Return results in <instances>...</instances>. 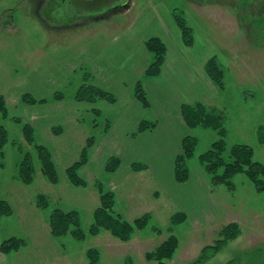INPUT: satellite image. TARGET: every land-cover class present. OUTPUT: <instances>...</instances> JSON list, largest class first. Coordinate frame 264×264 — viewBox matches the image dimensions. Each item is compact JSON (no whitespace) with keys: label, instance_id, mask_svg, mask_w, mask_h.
Wrapping results in <instances>:
<instances>
[{"label":"rangeland","instance_id":"obj_1","mask_svg":"<svg viewBox=\"0 0 264 264\" xmlns=\"http://www.w3.org/2000/svg\"><path fill=\"white\" fill-rule=\"evenodd\" d=\"M240 1L132 0L134 6L126 15L116 10L99 13L97 10L108 0L86 5V16L103 21L139 20L136 35L146 37L144 48L139 45L146 51V63L144 74L134 86L132 102L98 87L96 77L86 66L73 71L54 91L47 87L36 89L34 85L37 80L51 81L46 73L48 57L54 56L55 68L65 67L79 48L93 53L95 48L106 46L117 31L119 34L127 28L83 27L79 33L68 27L74 23V17L64 16L58 0L43 5L41 0H7L6 5H0V21L8 22L2 23L5 28L0 29V95L8 109L7 118L0 113V125L8 131L2 159L5 166L0 169V199L13 210L11 215L0 218V233L2 241L14 237L26 241L20 249L6 255L10 264H88L90 249L99 251V264H159L149 261L146 255L171 235L178 238L179 246L166 264H188L198 258L204 247L221 238L223 229L231 224L239 226V236L207 264H228L238 257L241 264H248L247 256L262 251V262L258 264H264V194L244 174L236 175L231 186L214 184L199 156L219 136L213 130L187 128L180 116L181 106L193 104L180 106V93L157 81L168 61L173 62L168 45L207 54L203 71L210 82L211 100L201 104L226 114L229 148L247 144L254 149L255 160L264 164V145L258 142L257 135L259 127L264 126V34L258 35V43L255 41V27L258 29L264 20V0H254L249 8ZM158 6L167 11H158V16H163L161 23L151 18ZM176 9L182 11L192 28L191 46L184 43L177 24V42L174 35L169 43L159 37L161 26L173 28L166 13L169 11L174 20ZM86 21L91 25L93 19ZM151 37L160 38L167 49L156 77L145 76L153 61L145 45ZM137 55L141 53L138 51ZM212 58L224 70L223 87L206 73L205 66ZM37 65L40 74L34 77ZM139 84L148 97V109L137 99ZM86 85L107 92L111 101H78L80 90ZM24 95H30L37 104L23 102ZM144 120L156 125L139 133L138 127ZM25 125L33 130L34 144L25 139ZM59 130L61 135H56ZM188 135L195 137L198 144L194 157L187 161L190 179L180 184L173 172L176 157L182 153V139ZM90 138L94 141L88 151L89 161L79 171L85 185L77 186L69 180L67 169L80 160ZM35 144L50 150L58 184H52L42 173ZM26 153L31 154L35 166L30 184L23 183L18 176ZM111 157L121 161L114 173L106 170ZM135 163L146 165L147 169L136 170ZM108 191L114 193L115 212L124 220L132 223L143 215L149 219L146 228L135 230L127 242L104 230L97 236L89 232L101 195ZM58 209L78 212L85 234L82 241L70 233L53 236L50 217ZM178 213L185 220L174 224L172 217Z\"/></svg>","mask_w":264,"mask_h":264},{"label":"trees","instance_id":"obj_2","mask_svg":"<svg viewBox=\"0 0 264 264\" xmlns=\"http://www.w3.org/2000/svg\"><path fill=\"white\" fill-rule=\"evenodd\" d=\"M254 0L240 1L241 5L251 7ZM239 3V2H238ZM242 7V6H239ZM179 9L174 11V20L181 31L184 43L187 46L192 45L191 32L192 28L187 24L186 19L180 13ZM253 16V15H252ZM261 17V16H260ZM252 18V17H251ZM263 19V17H262ZM260 27L256 28L255 41L257 42L258 35L264 34V20ZM258 30V31H257ZM255 32V31H254ZM258 43V42H257ZM264 44V41H263ZM147 50L153 55V61L145 73L146 77H156L161 72V67L165 61L166 46L158 37H151L146 43ZM206 73L214 83H218L223 87L224 70L218 63L216 58L210 59L206 66ZM137 99L142 106L146 109L150 107L148 97L142 88V85L137 86ZM111 95L107 92L101 91L94 86H83L77 97L80 102H89L94 104L97 99L109 100ZM113 99V98H112ZM23 102L35 105L37 102L30 96L24 95ZM45 102V101H41ZM0 113L4 118H7L8 109L4 96L0 95ZM181 118L189 129L204 128L213 130L219 136V139L211 145V148L199 156L200 162L204 164L205 170L210 174L214 184H226L231 186V180L239 174L246 175L249 180L254 184L259 193L264 194V164L255 160L254 149L247 144H236L231 148L228 147L226 142L227 131L225 129L226 114L217 109L209 110V107L201 103L193 105L181 106ZM156 124L149 120H144L138 127L139 133L153 129ZM25 139L30 144H34L33 130L29 125L23 127ZM62 130L55 131L56 135H61ZM258 142L264 145V126L258 129ZM94 138L87 140L86 147L84 148L79 161L74 163L67 169L69 180L77 186H84L85 181L79 175L80 169L89 161L88 151L93 145ZM8 143V131L0 125V169L5 166L2 159L4 158L3 149ZM198 140L191 135L185 136L181 142L182 153L176 157L173 177L177 183H186L190 179V170L187 161L192 159ZM38 153L41 163L42 173L52 183L58 184L59 176L56 165L52 159L50 150L44 145H34ZM121 165L118 158L111 157L108 161L106 170L107 172L114 173ZM136 170L147 169L146 165L135 163ZM35 174V166L30 153L24 155L18 169V176L25 184H30L33 181ZM43 198V197H42ZM45 198V197H44ZM13 212L9 203L0 199V217L11 215ZM185 220L183 214H177L172 217L174 224H180ZM148 217L143 215L137 218L134 222H128L122 218L120 214L115 212V195L113 192H106L101 195V204L94 212L93 224L90 227V234L97 236L101 231L110 232L114 237L119 238L123 242L131 239L135 230H144L148 224ZM80 217L78 212L72 211L65 213L61 210H56L50 217V227L53 236L62 237L67 234H72L77 240L85 238L84 231L81 229ZM240 234L239 226L231 224L221 232V238L217 239L212 245L204 247L197 259L188 264H207L210 260L215 258L222 252L228 244L235 240ZM26 244L24 239L11 238L3 241L0 250L3 254H10L13 251L20 249ZM179 246V240L175 235H171L166 241L159 245L155 250L147 253L146 257L149 261H156L159 264H166L167 261L172 260L175 252ZM263 252V251H262ZM262 252L255 253L247 256L248 264H258L261 261ZM238 260V261H237ZM100 253L97 249H90L88 252V264H99ZM262 262V261H261ZM228 264H241L239 257L230 261Z\"/></svg>","mask_w":264,"mask_h":264},{"label":"crops","instance_id":"obj_3","mask_svg":"<svg viewBox=\"0 0 264 264\" xmlns=\"http://www.w3.org/2000/svg\"><path fill=\"white\" fill-rule=\"evenodd\" d=\"M50 1L52 2L53 0H41V5L48 4ZM58 1H60L64 16L68 15L69 18H71L72 16L74 17V23L69 24L68 27L77 29L79 33L83 32L79 30L83 27H118L127 28V30L125 32L122 31L119 34H117L118 31L116 30L117 32L115 36H112L110 42L103 48H95V52L93 53L86 48H79V52L76 54V57L71 59L70 63L67 62V66L65 67L55 68L54 56L48 57V60L46 62V73H48V77H52L51 81H45L44 83V81L40 82L39 80H37L34 83V85H36L35 88L41 90V87H47L51 88L54 91L55 89L63 85L65 79H68L73 71L86 66L93 73V76L96 77L95 84L98 87L105 91L111 92L114 95H118L121 99L132 102V92L134 90V86L138 82L139 78L144 74L146 63V51L145 49H143L146 37L136 35V24L139 20L130 22H118L114 20L103 21L100 17L96 18V16H86V13L88 11L85 6L89 3H94L97 0ZM108 1L109 2L104 4L103 7H100L99 10H97L99 13L103 11L110 12L112 10H116L126 15L129 14L134 6V4L131 2L132 0ZM6 2L7 0H0V5H6ZM160 8H162L163 11L167 12L165 7L160 6L158 9H153V15L151 17L156 19L158 23L164 22L163 16H158V11L160 10ZM166 14L168 15L167 19H170L171 23L173 24V28H170L166 25V27L163 29V26H161L162 31L159 37L164 39L166 42H172L170 38L172 35H174L177 42V37L180 33L177 29L176 23L170 16L169 11ZM149 15L150 14H148L147 17ZM88 18L93 19L91 25H87L86 19ZM144 18L146 20V15ZM4 22L6 21H0V29L5 28V26L2 24ZM6 23L8 24V22ZM173 29L175 31H173ZM66 33L67 39L71 40L70 38H68L70 33H68V31H66ZM52 34L55 33L52 32ZM73 36L74 35L71 34V37ZM99 36L96 39H98ZM140 44L143 45V48L139 46ZM177 46H171V44L170 46L168 45L171 60L173 62L168 61L165 67H163V71L160 77L157 78V81L161 83L163 87L168 86L169 84L170 88H174L176 92L180 93V102L178 101L180 106L184 103L195 104L200 102L203 104H208L211 100V96L210 94H208L210 82L203 71L204 62L207 60V54H200L198 52L192 53V51H190L192 49H189V51H187L188 49H179L177 48ZM138 51L141 53L140 56L137 55ZM34 68L36 72L34 77H37L40 74V67L39 65H37ZM50 82L52 83V85L50 84ZM181 123L184 126L183 121ZM2 242L3 241L0 233V246ZM0 264H10L8 262L6 254H3L1 250Z\"/></svg>","mask_w":264,"mask_h":264},{"label":"flooded vegetation","instance_id":"obj_4","mask_svg":"<svg viewBox=\"0 0 264 264\" xmlns=\"http://www.w3.org/2000/svg\"><path fill=\"white\" fill-rule=\"evenodd\" d=\"M239 4H237V6H238ZM264 11V10H263Z\"/></svg>","mask_w":264,"mask_h":264}]
</instances>
